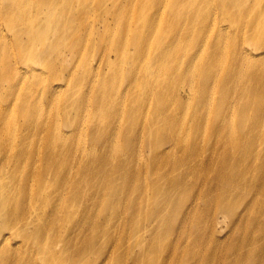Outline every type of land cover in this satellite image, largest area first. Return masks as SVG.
Returning <instances> with one entry per match:
<instances>
[{"label":"bare ground","instance_id":"bare-ground-1","mask_svg":"<svg viewBox=\"0 0 264 264\" xmlns=\"http://www.w3.org/2000/svg\"><path fill=\"white\" fill-rule=\"evenodd\" d=\"M241 1L0 0L1 264H37L35 256L41 264H125L132 246L142 249L135 264H210L215 255L198 247L208 218L192 192L198 170L206 173L203 203H219V213L242 225L226 264H264V0ZM214 6L221 17L215 9L211 30L233 31L229 56L221 33L202 47ZM98 42L108 49L96 73L89 61ZM102 63L111 69L107 85L96 79ZM194 77L198 98H185L180 88L190 79L194 90ZM33 86L50 91L48 106ZM148 204L152 215L142 212ZM93 205L114 206L98 218ZM170 207L183 214L174 230L164 224ZM150 221L153 239L145 240ZM12 241L32 242L35 253L14 250Z\"/></svg>","mask_w":264,"mask_h":264},{"label":"rangeland","instance_id":"rangeland-1","mask_svg":"<svg viewBox=\"0 0 264 264\" xmlns=\"http://www.w3.org/2000/svg\"><path fill=\"white\" fill-rule=\"evenodd\" d=\"M243 3V5L245 7H249V6H252V1L251 0H242L241 1ZM107 5H110L109 2H106ZM215 9H218L217 6H214L213 7V10H209L208 11V14H207V17L206 19L207 20V30L204 31V35L201 39V43H202V47H204V49H207L209 48L210 44H211V41L218 38V35L219 33L222 34L221 38H224V42H223V45H222V48H223V51H224V55L225 56H229L231 51H230V48H231V45H230V42L229 41H226V37L229 36L233 31L232 29L227 33V32H218V31H215V30H211V22L209 21V19H213V12ZM216 15V19L220 18L221 17V14H220V9H218L217 12L214 13ZM251 15H249L248 17H250ZM248 20V18H247ZM245 24L244 21H242L241 23H239L238 25H243ZM112 25H115V24H112ZM188 26L184 25L182 29H184L186 31V34L188 33ZM113 28V27H112ZM104 29L100 26L99 29H98V32H102ZM107 44L109 47H111V43L107 41ZM100 43L98 42V48L96 50L95 53H93V55L90 57V61H89V65H91L94 69H95V66H96V60L99 58L100 55H102L105 51L107 50L108 48H105V45H103V47H100ZM127 51H130V52H134V48H132V46H128V49ZM103 52V53H102ZM191 50L187 53H190ZM193 53V51H192ZM198 56L195 57V59L193 60V63L192 65L194 64L196 58ZM111 61L115 62V57L114 55L112 54V57H111ZM152 66V65H151ZM32 67H36V66H32ZM99 69H98V77L96 78L97 79V82L100 83V84H103V85H107L108 82L105 80V78L103 79V75H105V77H108L111 73V69H110V65L108 66H105L104 63H102L101 65L98 66ZM153 67V66H152ZM110 69V70H109ZM123 69H124V72L126 73V65L123 66ZM95 72L97 73L96 69H95ZM77 75H80V73H77ZM83 77L85 78H88L86 75L83 74ZM199 81L196 80V78L194 77L193 79V84L195 85L194 86V90L189 86L190 84V79H188L185 83L184 86H182L180 88L181 91V94L183 95V97L185 98H193V97H197V90H198V87H196L198 84ZM50 84H63V83H60L59 81H51ZM128 84V81L127 80H124L123 81V86H126ZM98 87L97 86H94V90H96ZM33 91H34V95L35 96H42L43 97V100H44V107L48 106L46 101L47 100H52L54 99V97L52 95H50V91L48 90H45V92H43V88H41L40 86H33ZM67 93L66 91L63 90V92L61 93V97ZM188 96H187V95ZM218 94V88L217 87H213L212 88V97L215 98ZM198 98V97H197ZM214 108V105H212L211 107L208 108V111L206 113V117L208 119V124H209V121L211 120L215 110L213 109ZM46 114V113H45ZM194 112L192 111L189 116H193ZM76 128H79L80 127V124H74ZM190 124H183L179 129L181 131H183L186 136L188 134V126ZM148 126V124H145V128ZM211 127H212V124H209L208 126V131L211 130ZM67 129V128H66ZM83 130H86L87 129V126H83L82 127ZM70 129H67V131H69ZM90 131V129L88 130ZM205 131V130H204ZM207 132V131H205ZM120 143L122 145V147H125L126 143L124 142L123 139H120ZM180 150V149H179ZM189 152V151H187ZM145 157V156H144ZM207 158L205 156H202V160L203 162L205 163ZM192 161L194 163L195 162V159H192ZM10 167V166H9ZM197 173H200V177H197L196 178V183L194 182V187L192 189V192H194L195 196H201L200 198V202H199V208H197V210H199L200 212L202 213H205L208 215V218H205L203 219V232H204V238L203 237H200L201 239V243H198V247H202L201 248V251L203 252V254H207L209 256L211 255H215L214 259L212 260V262L210 264H226V255L228 253V249L229 247H232V245L234 244H237V246H240L241 243L240 241H234L236 240L240 233H241V229H242V225H237V217H229V216H223L221 213L218 212V204L217 203L216 205H211V206H206L204 203H203V194L204 192H201L200 189L201 188H204V187H207L205 186L207 184L206 179H204V176H206V173L204 172H201L200 170L196 171ZM195 176V175H193ZM149 182V181H148ZM215 189V191H220L221 190V185H218V189L216 190V185L215 183L213 182V185L211 186ZM146 193L147 195L149 194V197H152V194L150 192V188H146ZM36 194L34 193V196ZM194 196V197H195ZM219 201V200H218ZM249 203L252 204L253 200H252V197L249 195V197H243L242 198V205L238 206V211L241 213L245 210L246 208V203ZM261 203V201L259 202ZM171 205V204H170ZM114 205H111L109 207H105L104 205H93V206H90L89 208L91 209V212L93 215H96L98 212V218L100 217V214L102 213V211L105 209V210H110L111 207H113ZM254 207V206H253ZM252 207V208H253ZM252 208L249 209L248 211V221L247 223L245 224V227H244V230H243V234L245 233V236L248 237V231L251 227V224L250 222L252 221L253 218H255L256 216L253 215L252 218H250L251 216V211H252ZM50 209V208H49ZM52 209L50 210H46V212H49L51 211ZM53 211V210H52ZM51 211V212H52ZM120 211H122L120 213V215L125 218L126 220H129V213H128V210H123L122 208H120ZM157 209L154 208V207H151L149 204H148V207L146 209V211H143L142 212L145 214H148V215H152L153 212H156ZM237 211V210H236ZM169 213L171 214L172 218L164 223L166 225H168V223L170 222V226L171 228L174 230L176 228V224H177V220L183 216L182 213H180L178 211L177 208L175 207H170V211ZM219 213V214H218ZM234 213H235V210H234ZM193 216V215H192ZM164 216L161 214V222L163 220ZM237 225V226H236ZM211 227V230H212V233H210L209 231V228ZM238 227V228H237ZM157 229H159L158 225L156 227ZM130 228L129 227H126L125 231H129ZM144 230L146 231L145 234H143V238L145 240H151L153 239V234H154V229L151 228V221L150 222H146L145 224V227H144ZM171 238L176 240L178 239L180 241V244L181 245H186L187 244V247H192L193 246V242L190 241L189 238L185 237V236H182V235H179L177 236L176 232L173 231V233L171 234ZM153 242V240H152ZM14 250H17V251H24L25 247H28L29 249H33V251L31 252V254L35 253V246L33 245L32 242H30L29 244L28 243H25V242H22L21 244H17L15 243L14 241L11 242V245H10ZM197 247V248H198ZM134 247L132 246V248H128L126 254H125V264H135L133 262V258H138L139 257V254H140V251L142 250L141 248H138L137 250L134 251ZM15 258V257H14ZM34 259H37V264H41V261H40V258L39 256H35ZM3 260V253L1 252L0 250V264ZM150 260V259H149ZM241 260V259H240ZM93 261V260H92ZM186 261H184L182 258L179 260V264H186L185 263ZM150 263L153 264V262L150 260ZM4 264V263H3ZM137 264V263H136ZM163 264H177L176 263V260H175V257H172L171 261L169 263H163ZM241 264H245L244 261L241 260Z\"/></svg>","mask_w":264,"mask_h":264}]
</instances>
